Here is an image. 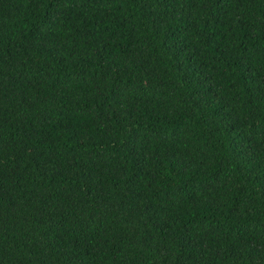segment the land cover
I'll return each instance as SVG.
<instances>
[{"label":"trees","instance_id":"trees-1","mask_svg":"<svg viewBox=\"0 0 264 264\" xmlns=\"http://www.w3.org/2000/svg\"><path fill=\"white\" fill-rule=\"evenodd\" d=\"M0 264H264V0H0Z\"/></svg>","mask_w":264,"mask_h":264}]
</instances>
